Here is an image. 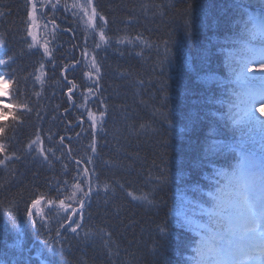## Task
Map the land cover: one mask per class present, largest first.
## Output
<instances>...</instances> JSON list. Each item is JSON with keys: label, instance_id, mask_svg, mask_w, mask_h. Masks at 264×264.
Instances as JSON below:
<instances>
[{"label": "trees", "instance_id": "1", "mask_svg": "<svg viewBox=\"0 0 264 264\" xmlns=\"http://www.w3.org/2000/svg\"><path fill=\"white\" fill-rule=\"evenodd\" d=\"M36 3L43 27L40 43L29 47L30 0H0V58L14 57L0 65L11 97L0 104L31 109L4 108L0 118V141L12 157L0 165V264H190L198 236L179 214L200 218L214 173L233 163L229 146L251 134L260 147L258 132L232 123L231 103L242 91L240 33L264 0H93L107 20L109 43L99 48L67 0ZM89 111L104 112L103 121L93 127ZM37 136L47 159L28 148ZM76 183L92 191L77 193L85 208L75 233L55 208H45V228L30 223L33 199H63ZM130 191L152 192L153 203Z\"/></svg>", "mask_w": 264, "mask_h": 264}, {"label": "snow or ice", "instance_id": "2", "mask_svg": "<svg viewBox=\"0 0 264 264\" xmlns=\"http://www.w3.org/2000/svg\"><path fill=\"white\" fill-rule=\"evenodd\" d=\"M43 6V5H41ZM55 7V5H53ZM73 8L79 9L87 27L99 37L100 43L95 47L99 48L101 43H109V37L105 34L104 25L107 20L103 16H99L93 0H83L72 5ZM237 7H244L237 5ZM247 7H255L249 4ZM6 13L0 12V16ZM28 16V36L32 37L33 47L39 44L37 23V3L36 0H30V11ZM103 22L98 26L97 17ZM250 25V26H249ZM126 39V38H125ZM137 39H140L137 37ZM125 42L124 39L121 43ZM131 43V41H127ZM240 43L242 45L243 55L240 61L239 71L236 73L237 81L242 85V91L235 94V99L231 103V108L235 109L232 113V123L234 125H244L251 132H258L260 135V147H256L254 137L249 140L229 146V152L232 154L233 163L229 165L227 171L220 170L214 173V188L207 193L204 206L199 213L200 218L189 216L187 213H180L183 222L198 236V240L194 238L195 247L190 254V264H264V119L257 116V112L264 116V5L256 15H249L244 21V28L240 33ZM0 44L3 41L0 40ZM44 54L51 56L48 42L45 41L41 45ZM6 55V51L4 53ZM87 57L89 54L84 53ZM14 60V57L0 58V65L7 66ZM92 65L98 72L95 57L92 56ZM41 70L44 65L41 64ZM68 66H66L67 68ZM8 74L0 70V95L11 98L7 91L2 90V86L9 81L5 78ZM92 72L88 73L91 78ZM99 77H97L98 79ZM36 80L43 83L42 76H37ZM73 83L68 88L69 98L73 94ZM89 94L92 89H88ZM37 95H39L37 93ZM23 113L30 111L27 103L0 104V118H4V108L12 109ZM85 107V105H81ZM104 112L99 115L89 111L88 117L93 127L98 122L103 121ZM14 121H19V115H13ZM5 129L0 127V135H3ZM63 141L64 137L60 138ZM28 148L38 152L47 159V154L43 147V141L39 136L32 141ZM7 146L0 141V153L4 154V158L0 159V165H5L12 157L7 154ZM95 152V145L92 146ZM85 175L87 168L83 169ZM161 182H166V178H159ZM72 191L69 195H65L63 199H48L43 195L38 196L31 201L29 207L26 208V216L30 223L45 228L49 223V216L45 213V208L51 211L53 208L57 210V216L63 214V219L70 221L68 227L75 233L81 226L78 221L83 220V212L85 208V200L78 199L77 193H81L83 197L88 198L92 191L89 186L87 191L79 184H73ZM108 185H105L107 191ZM64 193V189H57L58 196ZM133 200L143 201L152 204L150 198L152 192L135 194L128 192ZM67 201V202H66ZM14 226H19V221L11 211L8 212ZM77 217V219H73ZM59 222V220L57 221ZM64 225L61 223L60 227ZM162 233H166V228L160 229ZM57 235L59 232L57 231ZM44 244L50 249L54 255L56 248L52 245L51 238L46 239ZM47 264H51V259Z\"/></svg>", "mask_w": 264, "mask_h": 264}, {"label": "rangeland", "instance_id": "3", "mask_svg": "<svg viewBox=\"0 0 264 264\" xmlns=\"http://www.w3.org/2000/svg\"><path fill=\"white\" fill-rule=\"evenodd\" d=\"M67 2H68V6H69V8L72 10V12L73 13H75L77 16H79L81 19H82V22H83V24L85 25V26H87L86 24H85V22H84V18L82 17V15H81V13H80V11H79V9H77V8H73L72 7V5L74 4V3H76L77 2V0H67ZM79 2H83V0H79ZM97 20H98V17H97ZM37 23L39 24V28L41 29V31H42V27H43V25H42V22H41V20H40V10H39V7L37 6ZM88 30H90L89 28H88ZM91 31V30H90ZM89 64L91 65V66H93L92 65V60H89ZM6 79V78H5ZM7 80V79H6ZM2 90L3 91H7L8 92V83H6V84H4L3 86H2ZM1 97H4L3 95H0ZM73 219H76V217H73ZM3 264V263H2Z\"/></svg>", "mask_w": 264, "mask_h": 264}]
</instances>
